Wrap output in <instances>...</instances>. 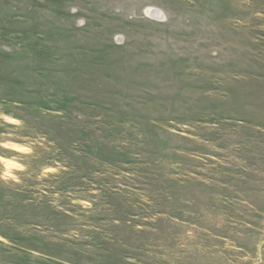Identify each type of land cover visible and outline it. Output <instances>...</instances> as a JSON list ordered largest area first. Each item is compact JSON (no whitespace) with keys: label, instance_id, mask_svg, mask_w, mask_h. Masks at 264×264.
<instances>
[{"label":"rangeland","instance_id":"1","mask_svg":"<svg viewBox=\"0 0 264 264\" xmlns=\"http://www.w3.org/2000/svg\"><path fill=\"white\" fill-rule=\"evenodd\" d=\"M0 264H264V0H0Z\"/></svg>","mask_w":264,"mask_h":264},{"label":"bare ground","instance_id":"2","mask_svg":"<svg viewBox=\"0 0 264 264\" xmlns=\"http://www.w3.org/2000/svg\"><path fill=\"white\" fill-rule=\"evenodd\" d=\"M16 147L20 148V145L16 144ZM5 163L7 165V167H12V166H16L17 165V162L11 160V159H8V158H5Z\"/></svg>","mask_w":264,"mask_h":264}]
</instances>
